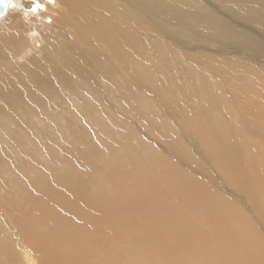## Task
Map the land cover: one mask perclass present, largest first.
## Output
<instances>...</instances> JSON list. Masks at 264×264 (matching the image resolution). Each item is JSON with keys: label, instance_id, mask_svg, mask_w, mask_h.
<instances>
[{"label": "bare ground", "instance_id": "bare-ground-1", "mask_svg": "<svg viewBox=\"0 0 264 264\" xmlns=\"http://www.w3.org/2000/svg\"><path fill=\"white\" fill-rule=\"evenodd\" d=\"M31 1L14 0L0 21V152L30 153L15 165L20 181L0 182V264H32L28 252L38 264H264V84L229 67L233 55L264 57V0H53L60 28L44 37ZM135 81L162 89L157 100ZM165 90L194 152L161 114ZM134 107L184 167L203 176L192 153L204 158L234 199L124 130L115 110ZM51 135L74 150H51ZM31 154L45 166L30 167ZM78 158L88 180L63 166ZM52 160L69 170L57 212ZM84 220L97 229L84 233Z\"/></svg>", "mask_w": 264, "mask_h": 264}, {"label": "rangeland", "instance_id": "rangeland-1", "mask_svg": "<svg viewBox=\"0 0 264 264\" xmlns=\"http://www.w3.org/2000/svg\"><path fill=\"white\" fill-rule=\"evenodd\" d=\"M56 2H58L57 0H55ZM61 1V0H60ZM32 2V4L30 3L29 5H32L33 7H34V4H39L40 5V8L39 9H37L36 11H33L32 9H33V7L31 6L30 7V9H28V10H30L28 13V15H29V19L30 18H33V17H35L34 18V20L39 24V25H41L42 27L41 28H38L37 27V29H39L40 31V34H39V36H37V37H44L45 35V33L46 34H49L50 35V33L52 32V33H56L57 31H58V29L60 28V25L58 24V22H56V20H54L55 18L54 17H56V16H58V14L56 13V10L58 9V3L56 4H53L54 3V1L53 0H51V2H50V0H48L47 2H42V1H38V0H36V2H34L33 3V0L31 1ZM41 2V3H40ZM53 2V3H52ZM21 5L23 4L22 2L20 3ZM19 4V7L18 8H20L21 7V5ZM25 4V3H24ZM23 4V5H24ZM45 4V5H44ZM52 5V6H51ZM48 6V7H47ZM57 6V7H56ZM29 7V6H28ZM49 7L51 8V10L49 11L48 9H49ZM23 8L24 7H22V10H23ZM41 8H42V10H41ZM46 9H47V11H46ZM19 10H21V8L19 9ZM21 10V11H22ZM53 10H55L54 12H53ZM53 12V13H52ZM30 15H32V16H30ZM39 16H40V18H39ZM53 26V27H55V28H51V27ZM49 27V28H48ZM57 27V28H56ZM45 29V30H44ZM56 29H57V31H56ZM47 30V31H46ZM44 32V33H43ZM48 32H50V33H48ZM50 36H53V34L52 35H50ZM35 45L36 46H40V41H38L37 40V42L35 43ZM218 49H221V50H223L222 48H218ZM200 52V51H199ZM204 57H210V56H208L207 54H205V55H203ZM213 57H215L216 59H219V62H222L223 60L225 61V60H231V58L232 57H234L235 59H232L233 60V64L235 65V63L234 62H236V64L238 63V62H240V64L238 63V66H236L237 67V69L234 67V66H232L233 64H229V67L231 68V69H235V70H233V71H236L235 73L237 74V75H240V78L242 79V80H244L245 78H247V79H250L251 81H252V76H251V74H253V73H258L260 76H261V79H262V82H263V84H264V57H258L257 55H253V58H251V60L249 59V58H247L246 56H242V55H239V56H237L236 57V55H233L232 57H230V56H214V55H212ZM242 56V57H241ZM249 56H252V55H249ZM27 58H29V57H27ZM237 58V59H236ZM254 59V60H253ZM263 59V60H262ZM259 60V61H258ZM23 63L22 62H20V65H22ZM202 64V63H201ZM214 64V66H216V67H218L219 66V63H213ZM240 65H241V67H240ZM197 67H199V65H196ZM209 67H211V65H208ZM233 67V68H232ZM200 68V67H199ZM238 68H239V70H238ZM242 68V69H241ZM256 68H257V71H254V69L256 70ZM249 69H251V70H249ZM181 70H184V69H182L181 68ZM238 70V71H237ZM254 71V72H253ZM136 82V81H135ZM138 82H136V88H137V90H136V92H138V91H140V93H141V95H143L145 98L146 97H148V98H151V99H153V100H157V98H156V92H158V91H160V90H162V89H157L153 84H148V83H144V82H142L143 83V85L142 84H137ZM138 86V87H137ZM164 95H165V103L169 106V108H167V105L164 103V104H162L161 103V110H162V116H164L165 117V119H166V117L168 118V123H170L171 125H172V127L174 128V130L179 134L178 136H179V138H181L182 137V145H184L183 147H185L186 149H188L189 151H195V145L193 144V140L192 139H189L188 137H187V135L185 134V132H186V130H182V131H180L181 129H183L184 127V122L185 121H183V114L182 113H180V112H176L175 110H173L174 111V113L173 114H169V112L171 111V109H174V107L171 105V101H169V99H170V96H169V94H168V92L165 90L164 91ZM177 103H178V105L180 106L179 107V111H180V109H182L184 112H186V113H188L189 112V110H190V105H189V103L187 102V100L186 99H184L182 96H181V94H177L176 95V97H175V99H174ZM156 104H159V103H156ZM198 105H200V103H198ZM159 108V109H160ZM119 109V108H118ZM116 109L115 110V113H116V116H117V118H118V124L124 129V130H127V129H129V128H132V130L136 133V135L138 136V139L139 140H141L144 144H146L147 146H150L151 148H153V149H156L155 151H157V149H158V153L160 154V155H162L163 157H165V159L169 162V163H173L174 165H176L179 169H181V170H183L184 172H187V173H189L191 176H193V177H195L196 179L198 178V180L200 181V182H202V183H205V184H207L208 185V183L209 184H213V182L215 183V185H217L218 187H220V192H224L227 196H229V197H231L232 199H234V195H233V192L231 193V192H229V191H227L225 188H224V186L222 185V182H220L219 181V179H218V175L217 174H215L214 173V170L212 171L211 169H210V165H208L207 163H206V161H205V159L204 158H201V157H199L198 155L196 156V154H194V153H192L193 155V158L194 159H196L198 162H200L201 164H203L204 166H205V169H206V173H204V175L203 176H197V175H193L191 172H190V170H189V168H187V167H184L183 165H182V163L176 158V156L173 154V152L172 151H170V149L167 147V144L165 143V142H162V141H159L158 139H156L155 137H153V135L152 134H150L148 131H146L145 130V128L143 127V124H144V122H145V120H146V118H145V115H141L140 114V112L139 111H137V109L134 107V108H132V110H131V112L128 114V115H123L122 114V111H121V109ZM147 117V116H146ZM177 117V118H176ZM174 120H176L175 122H174ZM65 130H63L62 131V135L64 134L63 132H64ZM74 137H79V135L78 136H74ZM118 139H121V137H119ZM184 139V140H183ZM71 139H68L67 141H70ZM191 143H190V142ZM75 142H76V140H75ZM124 143V142H123ZM29 144V142L28 141H24V147H27V145ZM50 144H54L55 146H56V150H54L53 148H50L51 150H53V151H56V152H58V151H60V150H62V149H64L63 151H67V154H70L69 152L70 151H72V150H74V149H67L66 148V141H65V143H59L57 140H56V137H55V135H51L50 137H49V139H48V145H50ZM89 146H88V143L85 141V138H84V148H88ZM155 147V148H154ZM26 152V153H25ZM162 152V153H161ZM22 154L23 155H25V156H27V155H30V153L29 152H27L24 148H22L21 149V151H18V154H16L12 149L11 150H9V151H2V152H0V182H2L3 184H5L6 185V187H8V186H12L13 185V183H12V181H9L10 179H11V176H12V179H14V177H15V181H17V180H19L20 179V177H19V173L20 172H18L17 170H15V165L16 164H18L19 162V160H20V157L22 156ZM35 154H31V156L33 157V163L30 165V167H32L33 165L35 166V167H42V166H45V162H43L41 159H39L36 155L34 156ZM17 156H19V158L17 157ZM14 159V160H13ZM203 159V160H202ZM5 160H8L7 161V163L5 164L3 161H5ZM65 160H67V162H70V160H69V158H68V155H65ZM80 160H82V162L83 163H81V165H77L78 163H80L79 161ZM87 160H90V161H93V159L92 158H87ZM12 161V162H11ZM59 162H60V164H62L63 165V163H62V160H58ZM59 162H57L56 160H52L51 161V163L50 164H52V163H55V168H54V171H56V172H60L61 174L57 177V179H56V184H57V189H56V195H55V199H54V201H53V204H52V207L50 208V209H52V210H54L55 212H57L58 211V205L60 204V202H61V197H62V193H63V186H64V177H65V175L68 173V171L67 170H65V169H63V167H62V165H60L59 164ZM3 164H5V165H3ZM65 168H67V169H69V168H72V172H77V170H79V169H83L84 168V174H82V176L84 177V179L85 180H88L89 178L88 177H86V172H85V169H86V167H85V165H84V158H78V160L76 161V162H74V164L72 165V166H65V165H63ZM1 168H4V169H1ZM18 168V167H17ZM130 168V167H129ZM15 171H14V170ZM22 169H24V168H22ZM10 171V172H9ZM18 172V174H16V176H15V173H17ZM207 171H208V173H207ZM6 172V173H5ZM13 172V173H12ZM5 175V176H4ZM7 175H8V177H7ZM11 175V176H10ZM18 176V177H17ZM21 176V175H20ZM28 175H25V177L23 178L22 177V180H24V179H26V181L29 179V180H31L32 178H28L27 177ZM17 177V178H16ZM3 178L5 179V180H3ZM19 178V179H18ZM6 179H8V180H6ZM70 179L72 180V181H74V176L71 174V176H70ZM21 180V179H20ZM19 180V181H20ZM18 181V182H19ZM54 181H55V178H54ZM64 182V183H63ZM8 183V184H7ZM12 183V184H11ZM11 184V185H10ZM210 186V185H209ZM43 194H40L39 195V197H41ZM34 198H36V196L34 197ZM0 205H2V206H4V205H6V202H4V201H2L1 202V199H0ZM79 205V204H78ZM42 206H43V203L41 202L40 203V211L43 213L44 212V210L42 209ZM86 205H85V203H84V208H86L85 207ZM3 209H1L0 208V215L1 216H3V217H5V212H4V210L2 211ZM52 210H51V212L49 211L48 212V214L49 215H51V213H52ZM2 212V213H1ZM64 213V210L62 209L61 210V214H63ZM84 214H89V211H87L86 213H84ZM15 215H17V214H15ZM69 215V214H68ZM51 216H56L55 214H53V215H51ZM97 229V227H96V223H94L93 221H90V220H84V233L85 232H93V231H95ZM91 235H89V236H87V237H90ZM26 256H28V258L30 259L31 258V262H32V264H38V260L34 257V255L32 254V252H28L27 253V255ZM24 257V256H23ZM130 260V255L128 256V258L127 259H125L124 260V262H123V264H127L128 263V261ZM91 261H93V259L91 258ZM20 264H27V262L21 257L20 258Z\"/></svg>", "mask_w": 264, "mask_h": 264}, {"label": "water", "instance_id": "water-1", "mask_svg": "<svg viewBox=\"0 0 264 264\" xmlns=\"http://www.w3.org/2000/svg\"><path fill=\"white\" fill-rule=\"evenodd\" d=\"M13 1H14V0H12V2H13ZM12 2H11V4H12ZM11 4H10V5H0V21H1L4 17H6V16L8 15Z\"/></svg>", "mask_w": 264, "mask_h": 264}, {"label": "snow or ice", "instance_id": "snow-or-ice-1", "mask_svg": "<svg viewBox=\"0 0 264 264\" xmlns=\"http://www.w3.org/2000/svg\"><path fill=\"white\" fill-rule=\"evenodd\" d=\"M12 2V0H0V5H10ZM51 2V0H50ZM40 8V5L39 4H34V7H33V11H36L37 9Z\"/></svg>", "mask_w": 264, "mask_h": 264}]
</instances>
